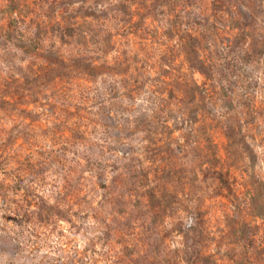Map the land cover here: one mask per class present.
Here are the masks:
<instances>
[{
  "label": "rangeland",
  "instance_id": "374dc122",
  "mask_svg": "<svg viewBox=\"0 0 264 264\" xmlns=\"http://www.w3.org/2000/svg\"><path fill=\"white\" fill-rule=\"evenodd\" d=\"M0 264H264V0H0Z\"/></svg>",
  "mask_w": 264,
  "mask_h": 264
}]
</instances>
